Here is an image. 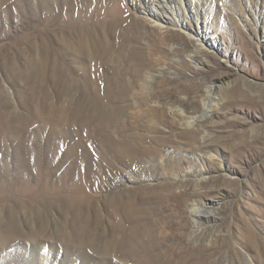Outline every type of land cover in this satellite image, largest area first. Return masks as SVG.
<instances>
[{
	"label": "rangeland",
	"instance_id": "obj_1",
	"mask_svg": "<svg viewBox=\"0 0 264 264\" xmlns=\"http://www.w3.org/2000/svg\"><path fill=\"white\" fill-rule=\"evenodd\" d=\"M142 6L0 0V264H264V0Z\"/></svg>",
	"mask_w": 264,
	"mask_h": 264
},
{
	"label": "bare ground",
	"instance_id": "obj_2",
	"mask_svg": "<svg viewBox=\"0 0 264 264\" xmlns=\"http://www.w3.org/2000/svg\"><path fill=\"white\" fill-rule=\"evenodd\" d=\"M201 0H191L192 4L194 6H198ZM142 7L137 10L139 12L135 13V16L145 27L149 28H156L160 31H165L169 29V26L174 28L179 26V22L171 17L170 19L167 18L168 15H174L177 10L178 5L183 4V0H141ZM141 9V10H140ZM143 9V10H142ZM137 14V15H136ZM181 24V23H180ZM85 50V49H84ZM77 54V53H76ZM75 55V54H74ZM80 58V57H79ZM91 58V57H90ZM80 60V59H79ZM75 62V61H74ZM65 63V62H64ZM150 79V78H149ZM76 117V116H75ZM181 118V117H180ZM192 123V122H191ZM140 149V148H139ZM124 151V150H123ZM119 152V151H118ZM135 153V152H134ZM168 153V152H167ZM119 154V153H118ZM132 153L131 151H124V156L126 158H132L131 157ZM167 155V154H166ZM119 156V155H118ZM123 156V158H125ZM160 163V162H159ZM158 163V164H159ZM161 166V165H160ZM127 168V167H126ZM148 170V169H147ZM130 175V180L131 181H143L144 180V175L142 173H139L137 169L134 171L128 173ZM146 174V173H145ZM150 175V174H149ZM132 177V178H131ZM153 177V176H152ZM165 177V176H164ZM148 178V177H146ZM162 178V177H161ZM129 179V178H128ZM136 186V185H135ZM108 193V191H107ZM119 195V194H118ZM108 196V195H107ZM29 198V197H28ZM33 198V197H32ZM115 198V197H114ZM109 200V199H108ZM111 200V199H110ZM109 204V203H108ZM105 205V204H104ZM129 205V204H128ZM97 208V207H96ZM191 208V207H190ZM200 209V208H199ZM53 211V210H52ZM75 211V210H74ZM191 215L193 216L194 219V228L193 232H197V221L200 220V211L197 210V208H192L190 210ZM189 212V213H190ZM2 214V213H1ZM21 214V213H20ZM29 214V213H28ZM206 217V216H205ZM89 218V217H88ZM208 219V217H207ZM126 222V221H125ZM108 224V223H107ZM105 231V230H104ZM118 231V230H117ZM130 231V230H129ZM2 233V232H1ZM28 236V235H27ZM112 236V235H111ZM35 237V236H34ZM119 237V236H118ZM37 238V237H36ZM127 238V237H126ZM135 238V237H134ZM2 239V238H1ZM52 239V238H51ZM112 239V238H111ZM7 240V239H6ZM106 240V238H105ZM120 240V239H119ZM123 241V240H122ZM13 244V243H12ZM107 247V246H106ZM118 250V249H117ZM136 251V250H135ZM121 252V251H120ZM137 254V253H136ZM131 256V255H130Z\"/></svg>",
	"mask_w": 264,
	"mask_h": 264
}]
</instances>
